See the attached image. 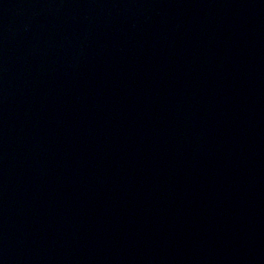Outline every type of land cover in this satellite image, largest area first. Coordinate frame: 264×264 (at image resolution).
<instances>
[{
  "label": "water",
  "instance_id": "95a60500",
  "mask_svg": "<svg viewBox=\"0 0 264 264\" xmlns=\"http://www.w3.org/2000/svg\"><path fill=\"white\" fill-rule=\"evenodd\" d=\"M0 264H264V0H0Z\"/></svg>",
  "mask_w": 264,
  "mask_h": 264
}]
</instances>
